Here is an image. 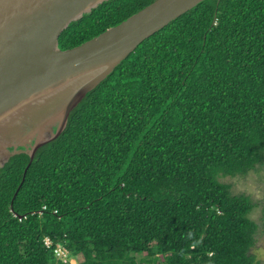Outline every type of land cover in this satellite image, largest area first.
<instances>
[{
  "label": "trees",
  "instance_id": "16d2710c",
  "mask_svg": "<svg viewBox=\"0 0 264 264\" xmlns=\"http://www.w3.org/2000/svg\"><path fill=\"white\" fill-rule=\"evenodd\" d=\"M154 1L109 0L59 47ZM29 163H0V264H264V200L225 181L264 180V0H207L146 39Z\"/></svg>",
  "mask_w": 264,
  "mask_h": 264
},
{
  "label": "water",
  "instance_id": "95a60500",
  "mask_svg": "<svg viewBox=\"0 0 264 264\" xmlns=\"http://www.w3.org/2000/svg\"><path fill=\"white\" fill-rule=\"evenodd\" d=\"M108 1L0 0L1 162L26 154L30 165L41 147L62 134L86 95L141 43L207 0H156L97 37L61 50L60 35L70 24Z\"/></svg>",
  "mask_w": 264,
  "mask_h": 264
},
{
  "label": "rangeland",
  "instance_id": "374dc122",
  "mask_svg": "<svg viewBox=\"0 0 264 264\" xmlns=\"http://www.w3.org/2000/svg\"><path fill=\"white\" fill-rule=\"evenodd\" d=\"M227 183L232 184V193L233 194H246L250 196L254 203L260 200H264V180H258V175L251 174L246 178H234L226 179ZM255 213L259 214L260 209L256 208ZM255 217L257 215H254ZM255 219V218H253ZM63 255L62 253H60ZM258 259L264 263V237H262L257 243V254ZM80 259L71 260L72 264H78Z\"/></svg>",
  "mask_w": 264,
  "mask_h": 264
},
{
  "label": "built area",
  "instance_id": "2783aa9c",
  "mask_svg": "<svg viewBox=\"0 0 264 264\" xmlns=\"http://www.w3.org/2000/svg\"><path fill=\"white\" fill-rule=\"evenodd\" d=\"M46 244H47V246H49V245H50V243H49L48 241H46Z\"/></svg>",
  "mask_w": 264,
  "mask_h": 264
},
{
  "label": "clouds",
  "instance_id": "9594fccd",
  "mask_svg": "<svg viewBox=\"0 0 264 264\" xmlns=\"http://www.w3.org/2000/svg\"><path fill=\"white\" fill-rule=\"evenodd\" d=\"M46 241H48V242L50 243L49 239H46ZM50 245H51V244H50Z\"/></svg>",
  "mask_w": 264,
  "mask_h": 264
}]
</instances>
